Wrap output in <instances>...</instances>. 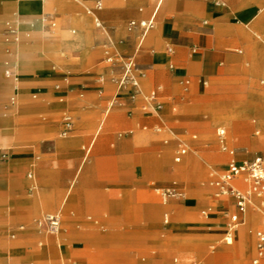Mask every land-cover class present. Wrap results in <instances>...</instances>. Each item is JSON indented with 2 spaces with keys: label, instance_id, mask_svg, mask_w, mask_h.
Returning a JSON list of instances; mask_svg holds the SVG:
<instances>
[{
  "label": "rangeland",
  "instance_id": "rangeland-1",
  "mask_svg": "<svg viewBox=\"0 0 264 264\" xmlns=\"http://www.w3.org/2000/svg\"><path fill=\"white\" fill-rule=\"evenodd\" d=\"M50 1L47 0L46 3ZM129 1L102 0V9L126 7L130 4ZM2 2L3 0H0V3ZM60 2L64 9L46 7L42 13H53L55 22L53 28H58L62 23L71 39L77 38L81 27L66 20L68 14H72L86 24L83 31L88 34L91 50L84 62L80 61L77 42H71L66 47L60 46L52 56L41 54L36 50L43 42V38L36 34V29H39L40 24L35 23L32 26L28 18H21L19 21L4 18L0 21L1 79H5L4 72L7 67L5 60H2L3 55H7L5 48L8 49L13 44V36L18 30L21 32L19 38L21 46L24 45L35 55L42 56L44 64L27 74V78L33 81V84L23 91L22 95L16 96L14 105H10L11 95L7 97L5 105L13 111L10 129L14 130V136L5 141L0 139V165L11 163L15 165L17 172L23 171L27 178H30V174L33 178L35 177L33 168L50 166L62 168L63 158H52L51 155L41 154L40 145L68 136L69 133L62 134L67 120L72 121V129H76L78 123L76 113L65 109V107L56 110H17V108L24 103L65 104L67 108L100 105V116L102 117L116 90L115 78L118 76L113 63L108 62L106 57L112 55L116 60H120L121 55L132 54L138 64L136 72L140 75L142 89L138 108L133 110V114L135 116H154L158 118V122L153 125L143 122L139 127L135 126L126 131L120 130L121 132L115 131L118 135L120 132V135L127 138L138 134L139 153L152 151L156 158L159 155L158 158H161V161L157 163L158 160L154 158L155 162L149 164L150 168L145 171L142 181L132 185L128 184L134 189L116 192L117 198L136 202L134 205H130V211L118 214L85 209L79 205H69L72 199L68 200L67 205L61 208V201L63 202L68 191L67 187L71 183L68 182L57 206L40 212L33 220H29L32 209L21 201L22 195L30 190L29 187L21 185L18 178L0 177V264H30L32 261L44 264L50 262V264H177L174 259L182 264H190L193 260L198 264H224V260L231 258L238 259L243 264H249L254 251L244 255L238 250L240 238L238 234L234 233V230L237 225L244 226L246 231L244 235L255 247V232L264 219V206L260 209L255 203L250 202L244 219L230 228L226 226V222H228V212H232L234 208L230 202L222 203L224 196H216L218 190L212 181L224 171L231 158L229 154L231 149L234 150L237 159L264 153V145L253 147L250 143L252 138L264 139V113L263 118L260 116L257 120H254L250 115L256 110H262L261 106L264 105V79L261 76L250 74V68L246 61L243 63L234 62L231 68H227L221 59L219 63L223 70L217 77H213V75L190 76L189 89L184 90L182 85H179L177 90V95L191 102L194 110H213L212 117L214 116L215 122L206 113L188 116L190 110H184L178 105H174L173 110L154 111L150 108L142 110L141 105L145 104V96L149 94L154 85L151 82L148 83L149 85L147 84L148 87L144 85L140 59L143 52L149 50L147 38L156 26V20L153 21L152 28L148 30L144 38L143 49L135 51L140 39V29L136 33L133 48L130 51H123L112 39L107 27H105V31L95 25V17L102 20L97 14V10L94 9L95 0H60ZM248 2L252 9L255 8L256 0H248ZM135 5L137 8L143 7L141 2H135ZM164 10L165 3L159 12ZM168 11L174 12L172 8H169ZM92 12L96 15H93ZM84 19L86 20L84 21ZM234 21L238 23V19L234 18ZM72 29L75 30V33H71ZM261 43L264 46V42L261 41ZM165 46L168 50V44ZM237 49H241L242 53L237 50L235 53L246 55V42L240 43ZM198 50L200 49L197 48ZM81 63L85 65L84 73L96 74L89 80H102L103 92L99 93L97 90L92 99L82 96V92H78L75 97L64 96L65 91L71 86L79 84L77 89L89 86L84 82L81 83L82 81L78 83L71 77H63L77 73L71 67ZM18 74L19 78L23 76L21 72ZM261 74L264 76V62ZM51 76L55 78H48ZM214 87H218L220 91L215 92ZM216 107L219 110H215ZM222 110H227L229 115L233 116L229 139L226 138L228 129L217 124L222 123L226 118ZM123 111L127 113V116H130V111ZM111 112L112 109L108 111V115ZM190 120H207L209 126L188 125ZM249 123L250 126H248ZM208 128L211 130L210 136L204 134V130ZM42 130L45 131L42 133ZM258 130L259 133L256 134ZM240 134L247 135L248 139L240 140ZM91 138L92 134L90 133L89 139ZM164 140H167V143H164ZM178 142H182L186 152L181 161L175 163L173 159L179 148L176 145ZM137 145L134 141L120 140L118 148L122 151H136L138 150ZM163 146L165 147L163 148ZM102 148L106 149L104 145ZM188 153H197L201 156L202 166L197 171L189 168L186 160ZM214 154L224 156L222 163L213 159ZM90 155L91 153L85 161L86 164L89 162ZM162 164L166 165L162 166ZM135 165L140 164L136 163ZM177 166L179 169L175 170L174 167ZM136 169L135 174L139 172L138 167ZM210 170L214 171L213 177H209ZM171 181H176L184 186V196L180 200L170 199L163 202L159 188ZM247 187L246 183L244 188ZM254 197L259 198L256 195L252 196V198ZM165 212L168 213V222H164ZM54 213L60 214L61 225L59 231L52 235L43 225H40V222L47 214ZM205 222H210L211 227L208 228V224H204ZM28 225H33L38 231L34 233L36 239H41L40 237L46 234L56 240L60 236L61 241L54 240L42 246H38L35 241V244L27 243L26 246L6 248V242L15 241L20 237V234L28 233L25 228ZM227 232L234 239L232 244H226L225 237L229 236ZM69 235L87 236L90 241L80 247L72 246L71 243L65 241V237ZM220 246L227 248L230 246V254H228L230 258L228 255L222 257L221 254L214 261L208 263L207 253L219 251ZM81 250L85 252L81 253ZM53 261L59 262L54 263Z\"/></svg>",
  "mask_w": 264,
  "mask_h": 264
},
{
  "label": "crops",
  "instance_id": "crops-1",
  "mask_svg": "<svg viewBox=\"0 0 264 264\" xmlns=\"http://www.w3.org/2000/svg\"><path fill=\"white\" fill-rule=\"evenodd\" d=\"M46 1L47 0H3V2L0 3V21L4 18L15 19V21H19L21 18H28L32 26H34L33 24L35 23L40 24L39 29H36V34L43 38V42L36 50L41 52V54L52 56L60 46L66 47L71 42H77L79 45L80 61L84 62L88 52L91 50L89 47L88 34L83 31L86 24H84L81 19L72 14H68V19L66 20L75 26L81 27V31L76 39L70 38L66 29L63 28L62 23H60L59 27L56 29L53 28V26L46 25V23H44L45 17L50 16L53 18V13H42L44 8L55 7L64 9L60 0H51L49 3H46ZM96 1L98 0H95V4ZM100 1L102 2V0ZM164 1L165 0H130V4L126 7H114L109 10H103V6H101V8H96L94 4V9L97 10V14L102 18L101 23L104 24L103 26L109 29L112 39L123 51H130L133 48L136 33L140 30L139 22L154 17L156 26L147 38L149 50L143 52V56L140 59L144 85L148 87L149 82L153 83L154 87L149 94L154 92V101L161 105L159 109L152 110H173V106L178 105L184 110H190L188 116L206 113L214 121L212 117L213 110H194L191 102L177 95L178 86L182 85L184 90L189 89L191 83L190 76L213 75V77H217L223 70L221 63H219L221 59L225 62L227 68H231L234 62L243 63L246 61L250 68V74L261 76L264 79V76L261 74V67L264 62V46L261 43V41L264 42V0H256L254 5L255 8L253 9L249 5L248 0ZM135 2H141L143 7L137 8ZM164 3L165 10L159 12ZM169 8H172L174 12L168 11ZM92 14L96 15L93 12ZM234 18L238 19V23L234 21ZM85 20L86 19H84V21ZM131 21L137 24L131 27L129 25ZM71 33H75V30L72 29ZM140 35L141 32L139 37ZM20 36L21 32L18 30L13 36V44H11V46L8 45L10 46L8 49L5 48L7 55H3L2 57V60H5V65H7L6 68H12L17 75V80L9 78L6 75L5 79L0 78V139L3 141L6 139L9 140L14 136V130L10 129L11 114L13 111L8 109L5 105L8 95H11L10 105H14L16 96L22 95L23 91L33 84V81L27 78V74L33 69H37L44 65L42 56L39 54L35 55L32 50H29V48L24 45L21 46ZM144 38L139 49H143L142 44ZM243 42H246V55L235 53L237 51L242 53V50L237 49V46ZM166 44H168V50H166ZM138 45L139 41L137 47ZM197 48L200 50L197 51ZM137 50L136 48L135 51ZM132 55L134 56V54ZM111 63L114 65V70L119 74L120 67L118 63ZM137 65L136 61V66ZM84 66L85 65L81 63L71 67V69L76 70L77 73L75 72L74 74L63 77H71L77 80L78 83L82 81L81 83L84 82L89 86L87 88L81 87L80 89H77L79 84L71 86L65 91V97H75L78 92H82V96L87 99H92L94 92L97 90L99 93L103 92L102 80H89V78L95 77L96 74L91 72L84 73ZM20 72L23 76L19 78L18 73ZM136 73L139 80L140 75L138 72ZM48 78L55 77L51 76ZM214 90L215 92L220 91L218 87H214ZM141 94H138L135 99L132 100L127 91H119L118 87H116L115 92L112 94V99L109 101V106L102 117L100 116V105H91L83 108H67L65 104L47 103L37 105L24 103L17 108V110H56L60 107H65V109L76 113V118L78 120L77 128H74V130L71 129L68 132V136L57 138L50 143L40 145L41 154L51 155L52 158H63L62 168L55 166L33 168L32 170L35 171V177L33 178L32 174H30V178H27L23 174V171L17 172L15 165L11 163L0 165V177L18 178L21 185H27L29 187L30 190L24 193L21 198V201L32 209V215L29 220H33L40 212L57 206L61 201L62 191L65 189L68 182L71 183L67 187L68 189L66 188L68 191L63 202L61 201V208L67 205L68 200L70 201L72 199L69 205L73 204L79 205L80 207L83 206L85 209L107 211L109 214L130 211V205H134L136 202L133 203L128 200L123 201L116 197V192L118 190L134 189V187L129 185L142 181L145 171H148L150 168L149 164H152V162L154 163V158H156V155H154L152 151L139 153L140 148L137 145L139 138L138 134L128 138L120 135V130L126 131L135 126L139 127L143 122H147L150 125L158 122V118L154 116H135L133 114V110L138 108L139 96ZM13 97L15 102L11 101ZM143 105L144 104L141 105L142 110H147L143 109ZM111 109L112 112L108 115V111ZM261 109L262 110H256L250 114L254 120H257L260 116L262 117L264 105L261 106ZM123 110L130 111V116H127V113ZM215 110H219V108L216 107ZM222 113L226 115V118L222 123L217 124L228 129L226 138L228 137L227 139H229L231 136V121L233 116L229 115L227 110H222ZM97 123L99 124L96 127ZM189 124H196L201 127L209 126L207 120H190L188 121V125ZM248 126H250V123ZM115 130L120 131L119 135ZM44 131L45 130H42L41 132L43 133ZM90 133L92 134L91 139H89ZM258 133L259 130L256 134ZM204 134L210 136L211 130L209 128L205 129ZM239 137L242 141L248 139L245 134H240ZM120 140L134 141L138 146V150H120L118 148ZM164 143H167V140H164ZM250 143L253 147L263 146L264 139L252 138L250 139ZM103 145L106 149L102 148ZM176 145L179 147L178 151L181 147H184L182 142H178ZM164 147L165 146H163V148ZM178 151L173 159L175 163L181 161V159L178 162L175 161ZM231 151H233V153H231ZM90 153L89 162L86 164L85 161ZM139 154L140 156H138ZM229 154L231 155L229 161L235 158L233 149L230 150ZM158 157L159 155L156 158L158 161H156L160 163L161 158ZM212 157L221 163L224 160L222 154H214ZM186 160L189 168L193 171H197L202 166V158L197 153H188ZM136 163L140 165H135ZM166 164H162V166ZM137 167L139 172L135 174ZM177 167H174V169L178 170L179 167ZM213 175L214 171L210 170L209 177H213ZM233 183L240 188H244L246 184L242 180H235ZM173 185L184 192V186L176 181H171L163 185L159 190ZM168 200H163V202H167ZM223 202H230L234 208L232 212H228V222H226V226H228L230 215L236 213L237 210L231 197L224 196L222 199V203ZM250 202L252 204L255 203L260 209L264 206V198L259 199L254 197ZM245 212L239 214L240 220L244 219ZM203 213H205V211H203ZM163 216L164 222H168V213L165 212ZM263 222L264 219L259 228L263 226ZM204 224H208V228L211 227L210 222H205ZM25 228L28 230V233L20 234V237L15 241L6 242V248L11 249L15 246H26L27 243L35 244V241L38 243V246H42L54 240L58 242L61 241L60 236H58L56 240V238L54 239L46 234H43L40 237L41 239H36L34 233L38 231L35 230L34 226L28 225ZM245 232L244 226L239 225H237L234 230V233H236V235L238 234L240 238L238 241V250L244 255L254 251L253 257L250 258L251 263L252 259L256 257V240L255 247H253L250 239L244 235ZM49 234L54 235L55 233ZM65 241L71 243L72 246L80 247L90 241V239L87 236L69 235L65 237ZM233 242L234 239L232 237V241L230 243L226 242V244H232ZM83 252L85 251L83 250L81 253ZM221 254L222 257L230 254V246L228 248L220 246L219 251L207 253L206 259L208 263H211ZM229 256L230 255H228V257ZM174 262L182 264L180 261H177V259H174ZM192 262L196 261L193 260ZM30 264L44 263L32 261ZM224 264L243 263L238 259L231 258L226 261L224 260ZM256 264H264V257L260 258Z\"/></svg>",
  "mask_w": 264,
  "mask_h": 264
},
{
  "label": "built area",
  "instance_id": "built-area-1",
  "mask_svg": "<svg viewBox=\"0 0 264 264\" xmlns=\"http://www.w3.org/2000/svg\"><path fill=\"white\" fill-rule=\"evenodd\" d=\"M102 2L100 0L96 1L95 7L101 8ZM45 23L49 26H54L55 22L50 16L45 17ZM95 25L104 29L105 27L99 20L95 18ZM134 27L136 23L131 21L129 24ZM153 26V18L149 20H143L139 22V27L141 29V35L139 39V45L137 49L140 48V44L148 32V30ZM120 60H116L112 55H108L106 60L108 62H117L120 67V72L115 78V82L119 91H127L130 99H135L138 94H141V86L137 77V66L133 55H121ZM5 75L9 78L16 79L17 75L12 68H6ZM155 93L152 92L145 96V104L143 109H159L161 107L160 103L154 101ZM14 101V97L11 99ZM72 129V121L67 120L65 128L62 134L68 133ZM186 152L185 147H181L178 151L175 161H180L181 156ZM233 153V151H231ZM235 180H242L248 184L247 188H240L234 185ZM212 184L217 188L218 192L216 196H228L234 201L237 212L230 215V222L228 226L230 228L234 227L238 222H240L239 214L245 212L247 206L250 203L252 196L256 195L258 197H264V154L256 153L251 157H246L241 160L232 158L225 167L221 175L212 181ZM160 193L164 201L170 198L180 199L184 196V192L179 188L173 186L165 187L160 189ZM166 220V218H165ZM40 225L46 228L49 233H57L60 229L61 220L59 214H47L41 220ZM229 237H231L230 233ZM226 238V237H225ZM264 257V222L263 226L256 231V257L252 259L250 264H256L260 258ZM191 264H197L192 262Z\"/></svg>",
  "mask_w": 264,
  "mask_h": 264
},
{
  "label": "bare ground",
  "instance_id": "bare-ground-1",
  "mask_svg": "<svg viewBox=\"0 0 264 264\" xmlns=\"http://www.w3.org/2000/svg\"><path fill=\"white\" fill-rule=\"evenodd\" d=\"M95 18H98V17H95ZM153 21H154V17H153ZM54 26H55V24H54ZM15 80H17V78H16ZM223 115H224V114H223ZM218 116H219V115H218ZM218 116H217V117H218ZM213 117H214V116H213ZM217 117H216V118H217ZM224 117H225V116H224ZM216 121H217V120H216ZM219 130L221 131V128H220ZM222 132H223V131H222ZM255 141H256V140H255ZM254 196H255V195H254ZM257 197H258V196H257ZM259 198H264V197H259ZM250 201H251V200H250ZM55 234H56V233H55ZM225 239H226V242H227V243H230V242L232 241V237H229V236H226Z\"/></svg>",
  "mask_w": 264,
  "mask_h": 264
}]
</instances>
